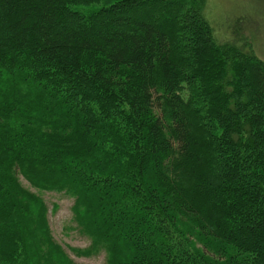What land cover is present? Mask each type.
I'll return each mask as SVG.
<instances>
[{
	"label": "trees",
	"instance_id": "trees-1",
	"mask_svg": "<svg viewBox=\"0 0 264 264\" xmlns=\"http://www.w3.org/2000/svg\"><path fill=\"white\" fill-rule=\"evenodd\" d=\"M204 3L0 0V264H78L21 178L75 197L78 256L264 264V60Z\"/></svg>",
	"mask_w": 264,
	"mask_h": 264
},
{
	"label": "rangeland",
	"instance_id": "rangeland-1",
	"mask_svg": "<svg viewBox=\"0 0 264 264\" xmlns=\"http://www.w3.org/2000/svg\"><path fill=\"white\" fill-rule=\"evenodd\" d=\"M203 7L219 44H236L264 60V0H205ZM21 179L46 204V222L55 241L78 264H104L107 253L103 249L89 256H78L72 250L86 248L91 243V237L74 220L75 197L56 190H39Z\"/></svg>",
	"mask_w": 264,
	"mask_h": 264
}]
</instances>
